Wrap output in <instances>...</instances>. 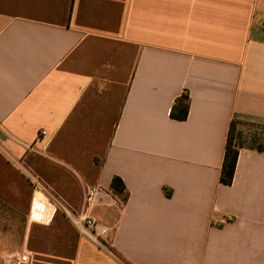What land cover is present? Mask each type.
<instances>
[{"label": "crops", "instance_id": "crops-1", "mask_svg": "<svg viewBox=\"0 0 264 264\" xmlns=\"http://www.w3.org/2000/svg\"><path fill=\"white\" fill-rule=\"evenodd\" d=\"M233 120L246 140L227 185ZM115 176L127 198L99 196L98 246L61 205ZM21 252L264 264V0H0V264Z\"/></svg>", "mask_w": 264, "mask_h": 264}, {"label": "built area", "instance_id": "built-area-1", "mask_svg": "<svg viewBox=\"0 0 264 264\" xmlns=\"http://www.w3.org/2000/svg\"><path fill=\"white\" fill-rule=\"evenodd\" d=\"M42 135H46V131H42ZM33 184L37 190L41 186L38 180H33ZM101 195L110 198L109 201H103L102 203L104 204H114L117 200L110 190H106L100 185H91L85 188L82 205L78 210L74 211L61 205L63 212L71 220L81 235L90 239L98 246L104 245L101 238L105 237L110 231H112V228L109 225L100 222L92 212L93 208L98 203L99 196ZM38 206L37 202H34L29 217L35 218L37 216L39 210ZM11 262L12 264H29L30 257L25 252L16 253L13 255Z\"/></svg>", "mask_w": 264, "mask_h": 264}, {"label": "trees", "instance_id": "trees-1", "mask_svg": "<svg viewBox=\"0 0 264 264\" xmlns=\"http://www.w3.org/2000/svg\"><path fill=\"white\" fill-rule=\"evenodd\" d=\"M190 102L187 96H182L176 100L172 109L171 116L177 120H185L188 117ZM238 122L233 120L230 124L228 140L226 144L223 164L220 174V182L223 184H232L236 165L239 157V149L242 146L240 141L241 131L238 130ZM240 141V142H239ZM111 193L119 201L127 198L126 187L121 177L115 176L110 186Z\"/></svg>", "mask_w": 264, "mask_h": 264}, {"label": "rangeland", "instance_id": "rangeland-1", "mask_svg": "<svg viewBox=\"0 0 264 264\" xmlns=\"http://www.w3.org/2000/svg\"><path fill=\"white\" fill-rule=\"evenodd\" d=\"M237 129L240 130L239 128H237ZM240 131H241V130H240ZM245 136H246V135L244 134V132L241 131V135H240L241 138H240V141H241L242 143H243L244 139L246 140ZM243 137H244V138H243ZM240 141H239V142H240Z\"/></svg>", "mask_w": 264, "mask_h": 264}]
</instances>
